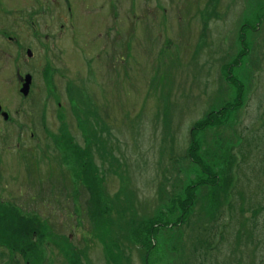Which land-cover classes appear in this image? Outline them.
<instances>
[{"label": "rangeland", "instance_id": "374dc122", "mask_svg": "<svg viewBox=\"0 0 264 264\" xmlns=\"http://www.w3.org/2000/svg\"><path fill=\"white\" fill-rule=\"evenodd\" d=\"M43 1L52 16L50 11L42 13L35 0H0V105L8 114L7 120L0 117V205L9 210L14 205L23 216L34 202L52 212L49 221L56 245L61 247L59 241L65 237L70 252L48 248V236L47 240L34 234L43 264H106L98 232L105 242H115L124 232L144 244L149 219L177 220L189 187L199 181L207 186H197L194 192L197 204L190 224L200 213L205 216L204 210L217 213L215 224L219 223L224 197L215 190L229 177L232 153L240 161L234 197L241 195L238 191L243 194L242 202L233 201L232 216L239 208L248 219V211L264 214L259 208L264 204V0ZM71 7L69 21L64 9ZM35 22L40 32L32 29ZM25 75L31 76L32 85L31 95L24 98L19 90ZM89 104L110 132L111 150L104 168L99 157L94 159L98 177L104 178L91 193L82 188L80 159L86 164L87 156H82L84 141L74 117ZM228 107L209 123L214 125L196 134L199 151L186 157L190 131ZM219 124L224 127L217 129ZM30 128L36 138L29 136ZM60 131L66 137L61 138ZM35 144L48 157L36 151L40 149ZM58 157L63 161L60 166L53 161ZM208 170L218 177L214 185ZM61 177L67 179L68 194L59 184ZM122 186L126 193H135L130 205L120 193ZM43 193L49 203L31 200ZM58 196L72 217L53 202ZM93 199L96 205L86 209ZM155 201L159 205L153 209ZM108 204L110 215L103 213V218L99 210ZM12 219L16 220L9 215L0 219L5 239L12 237ZM243 224L246 229L251 225ZM228 229L210 263L251 264L252 246L235 245L234 232L227 237ZM184 231L190 252L188 241H195L197 227ZM158 242H164L162 236ZM135 243L123 245L132 247L130 264H143ZM76 249L79 257L74 256ZM0 253V264H11L6 261L9 254ZM173 253L166 248L162 257L157 249L151 261L175 264Z\"/></svg>", "mask_w": 264, "mask_h": 264}, {"label": "trees", "instance_id": "16d2710c", "mask_svg": "<svg viewBox=\"0 0 264 264\" xmlns=\"http://www.w3.org/2000/svg\"><path fill=\"white\" fill-rule=\"evenodd\" d=\"M238 58V57H237ZM240 100L237 105V108L240 107ZM230 110V107L225 108L222 112L216 113V114H210L209 118L206 119L208 123L200 124L199 126L195 127L192 129V133H190V137L193 136V133L196 130H204L207 128L206 126H211L214 125L215 123L209 124L210 122H214L217 120V118L221 115L223 116L224 111ZM223 113V114H222ZM97 112L95 109L90 108V104L88 105L87 109H84L83 113L80 111H75V119L77 121V127L80 132L81 137L83 138L84 141V146L81 149L82 150V156H87V163L85 164L82 161V157L80 159L81 162V169L84 171V178H85V185L82 186L84 188L83 190L88 189L90 193L93 191L95 186L97 185V182H100L102 178H104V174L101 177H98V170H97V165L94 161L95 158L99 157L100 160V167L104 168L105 166V160L107 156H110V151L108 149V146L110 145V132L109 130L105 127V124L103 121L97 117ZM91 123V124H90ZM222 126V124H219L218 126ZM60 136L66 137L65 134H63L60 131ZM91 144V146L89 145ZM187 156L194 155V152L196 150L195 143L192 141V138L190 139L187 147ZM96 151L97 155H95L93 152ZM232 152V148H231ZM43 155L45 156L46 153L43 152ZM48 157V156H45ZM232 160L234 158L233 153L231 154ZM59 159V157H58ZM53 160V159H52ZM62 161V158L60 157L59 160H53L55 164L58 163V166H60V162ZM115 160L112 159L111 163H113ZM63 162V161H62ZM117 163H120L119 161H116ZM232 162V161H231ZM230 162V164H231ZM230 164L228 165V172H229V177L225 182L223 183H218L219 187L217 188L218 193L222 192V196H225L226 191L228 190V187L230 186ZM51 165V164H50ZM125 167H127L125 165ZM112 171H116V165ZM209 171V170H208ZM211 175L214 176V181L211 184H215L217 182V175L210 172ZM67 181L66 178L61 177L59 184L62 186L67 192L66 194L69 193V190L67 188L68 185L65 183ZM103 181V180H102ZM65 184L67 187H65ZM161 183L159 184V195L163 193L161 189L163 187H160ZM198 187H206L207 185L203 181H199L198 183H194L189 187V192L188 196L185 199L184 203V209L181 212V215L178 217L177 220L174 222H168V221H160V219H149V222L147 223V233L145 236V243L144 244H137L128 239V236L125 237L124 232H121L118 234V238L115 242H105V236L98 232L97 236L99 237L100 241L99 243L104 247V253L105 256L107 257L106 259V264H130V256H131V249L132 247L125 248L123 243H135L134 247L137 248V245L139 247L137 248V253L139 255V258L141 259L142 263L145 264L147 263V253L154 250V249H159L162 251V257H164V252L165 249L167 248L168 250L174 251L173 256L175 259V264H205V260L207 258L208 252L211 251L209 250V242L212 239L213 235H211L210 239L209 237L207 240H204L205 236L207 235L208 231L210 229H215V222L217 218V213L212 214V213H205L204 210V215L203 213H200L197 216V219L195 222L190 224V218L193 216L192 214H189L185 216V213H188L191 208H193V205L197 204V199L194 197V192L196 191V188ZM125 187L122 186L120 193L126 194V198L128 199L126 202L130 205L133 203V200H136L132 192H125ZM243 192V190H242ZM65 193V192H64ZM237 194H241L240 196L237 197L238 201L242 202V193L237 192ZM88 195V194H87ZM234 196V194L232 195ZM72 198V197H70ZM235 199V201L237 200ZM95 199L93 200H88V203L86 204L87 208L90 209L93 208L92 206H95ZM261 202L264 203V200L261 198ZM72 205L74 206V200L72 199ZM126 202L124 201L125 205ZM111 204V203H110ZM110 204L107 206V211L106 215L111 212V208L109 207ZM68 205V204H66ZM159 203L158 201H155L153 209L158 206ZM71 206V208H73ZM192 206V207H191ZM260 211H264V204L260 205ZM203 209V208H202ZM0 219L5 216L7 217L8 215L10 217H14L16 220H11V226H12V237L5 239L3 236L0 235V251L7 252L9 254V257L7 258V262L11 264H14L15 260L13 259L12 255L15 253H19L22 257L18 258V264H39L41 259L40 252H37L40 250V246L36 243H34V240L32 241V236L33 232L35 229V226L27 218H24L22 215L18 214L17 211L13 209H8V208H0ZM96 211V210H95ZM101 217H105L103 214V206L99 210ZM251 215L250 219L247 217L244 218L245 210L242 208L238 209V214L235 213L233 216V227L234 230V237H235V245L241 246V244H245L247 247V244L251 245L253 248L252 252V261L251 264H264V254L262 251L264 250V245L262 244L264 242V214L262 212H257L255 213L254 211H248ZM252 213V214H251ZM262 214V216H261ZM195 216V214H194ZM261 216L260 219H262L261 223L258 221L259 217ZM106 219V218H105ZM184 220H189L188 223L183 225ZM20 221V222H19ZM22 221V222H21ZM245 223H251L250 226L246 229L243 227V222ZM25 222V223H24ZM95 222L97 226L100 225V222L98 219H95ZM104 224H107L106 221L102 220ZM44 225L42 226V229L44 231V235H47L49 238V243L47 247H52V248H59L63 252L67 253V250L70 252V245L67 242V238L63 237L61 239L62 246L57 247L56 243L58 242L57 239L52 236V233L50 231V228H48V220L44 219ZM207 223V224H206ZM196 225L197 227V236L195 238L194 242H191L190 240L188 241L190 244V252H187V245L182 241V232L180 231V228L182 227H188L190 225ZM211 224V225H208ZM243 224V225H242ZM24 228V231L27 233L26 234V239L22 237V228ZM20 232L21 235L18 236L17 232ZM5 231L3 227H0V234H3ZM169 234H173L172 237L169 236ZM232 235V234H229ZM15 236V237H14ZM42 236V235H41ZM156 236H162L164 239V242L158 243L155 240H158ZM165 237H168V241ZM178 242V243H177ZM137 244V245H136ZM176 244L178 245L176 249ZM238 249V248H237ZM178 250V251H177ZM239 250V249H238ZM176 251V252H175ZM78 249L74 251V256H78L79 253ZM128 252L130 254L128 255ZM239 252V251H238ZM1 254V253H0ZM78 254V255H76ZM148 254V257H149ZM169 254V252H168ZM79 257V256H78ZM186 258V261H183ZM254 259V260H253ZM179 260V261H178ZM195 262V263H194ZM242 260H236V264H241ZM235 263V262H234Z\"/></svg>", "mask_w": 264, "mask_h": 264}, {"label": "flooded vegetation", "instance_id": "af4514ba", "mask_svg": "<svg viewBox=\"0 0 264 264\" xmlns=\"http://www.w3.org/2000/svg\"><path fill=\"white\" fill-rule=\"evenodd\" d=\"M47 3L45 2V1H43L42 0V5H41V7L43 6V8H42V13H45V12H43V11H45L46 10V8H45V5H46ZM49 15H50V13H48ZM52 19L54 18V17H51Z\"/></svg>", "mask_w": 264, "mask_h": 264}, {"label": "water", "instance_id": "95a60500", "mask_svg": "<svg viewBox=\"0 0 264 264\" xmlns=\"http://www.w3.org/2000/svg\"><path fill=\"white\" fill-rule=\"evenodd\" d=\"M26 85H27V83H25V84L23 85L22 89L20 90V92H21L22 94H24L25 91H26Z\"/></svg>", "mask_w": 264, "mask_h": 264}]
</instances>
